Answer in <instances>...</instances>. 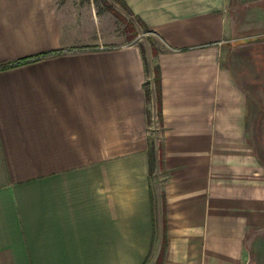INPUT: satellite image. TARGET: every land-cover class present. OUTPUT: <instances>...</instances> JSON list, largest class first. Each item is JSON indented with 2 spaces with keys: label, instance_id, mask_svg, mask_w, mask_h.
<instances>
[{
  "label": "crops",
  "instance_id": "crops-1",
  "mask_svg": "<svg viewBox=\"0 0 264 264\" xmlns=\"http://www.w3.org/2000/svg\"><path fill=\"white\" fill-rule=\"evenodd\" d=\"M124 2L162 43L158 187L116 17L0 0V264H261L264 0Z\"/></svg>",
  "mask_w": 264,
  "mask_h": 264
},
{
  "label": "rangeland",
  "instance_id": "rangeland-1",
  "mask_svg": "<svg viewBox=\"0 0 264 264\" xmlns=\"http://www.w3.org/2000/svg\"><path fill=\"white\" fill-rule=\"evenodd\" d=\"M81 6H94L96 9H106L112 8L115 16L111 11L112 15L116 17L119 24L118 30L122 32L124 36V42H133L139 48H142L146 57L147 70L145 79V88L150 90L151 98L146 103V117H147V130L149 132L148 141L150 146L158 147V133L160 130L158 117L156 115V97L153 81V69L156 67L152 56L153 52L161 46L160 39L157 35L152 32L147 31L138 21L137 17L131 14L125 7L115 0H78ZM158 170L153 171L150 175V181L152 186L158 187V182L160 181ZM264 255H258L259 263L264 264Z\"/></svg>",
  "mask_w": 264,
  "mask_h": 264
},
{
  "label": "trees",
  "instance_id": "trees-1",
  "mask_svg": "<svg viewBox=\"0 0 264 264\" xmlns=\"http://www.w3.org/2000/svg\"><path fill=\"white\" fill-rule=\"evenodd\" d=\"M118 3H120L123 7L126 8V10H128L131 14H133L131 12V10L129 9V7L127 6V4L124 2V0H115ZM110 9V11L117 16L113 11L112 8H108ZM118 17V16H117ZM138 21L140 22V24L149 32H152L138 17H137ZM140 49V53L144 59V63H145V67L147 70V62H146V57L144 54V51L142 48ZM157 52V50L155 49L153 54L155 55ZM156 67L153 69V81H154V89H155V96H156V106H157V117L159 122H162V112H161V88H160V73H159V68L157 65H155ZM146 99H149V89H146ZM148 163H149V174L151 175L154 168H155V164H156V153L154 150V146H149L148 147ZM164 244V242H163Z\"/></svg>",
  "mask_w": 264,
  "mask_h": 264
}]
</instances>
